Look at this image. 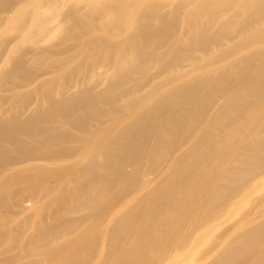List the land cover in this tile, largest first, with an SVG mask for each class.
Wrapping results in <instances>:
<instances>
[{"label":"bare ground","instance_id":"bare-ground-1","mask_svg":"<svg viewBox=\"0 0 264 264\" xmlns=\"http://www.w3.org/2000/svg\"><path fill=\"white\" fill-rule=\"evenodd\" d=\"M19 196L49 198L37 211L64 229L85 208L99 253L120 231L155 264L233 232L264 264V0H0V217ZM134 214L155 221L139 230ZM8 221L0 264L18 242ZM88 235L40 222L25 248L68 264Z\"/></svg>","mask_w":264,"mask_h":264},{"label":"rangeland","instance_id":"rangeland-1","mask_svg":"<svg viewBox=\"0 0 264 264\" xmlns=\"http://www.w3.org/2000/svg\"><path fill=\"white\" fill-rule=\"evenodd\" d=\"M104 85L105 83L99 85L97 89L103 88ZM250 156H251V153L248 152L247 157L249 159H250ZM226 175L227 173L225 174V176ZM220 183L221 185H225L227 182L222 181ZM36 184L39 185L38 182ZM49 186L53 187L54 182L51 181V183H49ZM68 188L72 189L73 191L75 190L74 191L75 195L81 196L80 195L81 193L79 191H76V188H74L73 184H70ZM88 192L89 194L91 193V195L98 194L97 191H94V189H90V191ZM223 194L225 197H228V195H230V192L223 191ZM48 199L49 198H43L41 200H38V199L29 198L26 196H19L13 199V201H17L19 203V207L13 208V216H14L12 217L13 220L8 221L9 219L7 215H2L0 217V222H2L3 219L5 218H6L5 220L9 222V224L6 223V228L8 227V229H5V231H7V233L9 232L17 233L16 236H17L18 242L16 246L18 248L13 245L14 249L9 251L4 256L5 258L8 257V258L14 259L9 264H33V263L34 264H46V262H44V258H45L44 256L42 257V255L41 256L38 255V253L36 251L34 252V250H32L31 248H28V247L25 248V242L27 238L32 233H34L36 226L40 224V222L44 223V225L56 226V229L59 231V234H61L62 232L66 234L72 228H79V229L84 230L85 233H89L87 240H86L88 248L85 250V253L84 254L72 253L70 260H69L70 263L68 264H113L114 262L111 256H113L114 253L117 256H121L122 262H125V263L131 262L132 264H142V263L147 264V261L143 262L145 257H142L141 254H135L137 255V257H130V254L132 253L130 251L131 244L134 242L141 243V237L133 238L129 240L126 243V245L123 247L124 240L122 242L119 241L120 231H116L114 232L115 236H112L111 238H108L105 241L104 250H102V252L99 253L100 249H99L98 243L103 237L102 236L103 231H105V228H102L101 223L98 221L96 222V221H93L91 219H86V218L78 221V219H81V217H85L84 214L87 213L85 208L79 207L75 213L73 214L71 213L70 215H67L65 217L66 219H71V220L76 219L75 222H73L71 225L72 228H68L67 224L65 223V229H64V227L60 225L59 221L57 220L54 221L53 219H51L53 216L50 215V213H48L47 211H41V212L37 211L38 206H41V208H44L43 205H45L44 203L47 202ZM101 200L106 201L107 198L104 197ZM22 206H25L26 210H22ZM146 209L147 208L143 209V212H146ZM3 216L5 218H3ZM151 217L152 216L150 215H143L142 217H139V216H135L134 214V216L132 217V221L129 225L130 226L132 225L139 230H142L143 228L145 229L148 228L149 230V225L147 223L155 221ZM1 218H3L2 221H1ZM5 220L2 223L7 222ZM156 222L158 224L159 221L156 220ZM233 222H234V219L231 221H228L226 225H223V228L228 225H231ZM20 223L22 224L24 223V224L22 225ZM173 223L176 225L173 228L175 233H177L178 226H181L184 224L182 221L178 223L176 215L173 219ZM99 224H100V227H99ZM167 228H169V226H165L163 229L168 230ZM153 234L157 235L158 232H153ZM233 238H234L233 232H226L224 234L217 235L215 237L213 235L212 237H209L207 239V244H209V242L212 240V244L210 245H215V246L211 248H206L203 245V243H201V245L198 247L199 249L195 252L194 250L192 252H188V249H182L183 252L180 253V251L177 250V248H173L171 250L168 248V249H165V251L161 255L158 253L157 257L158 256L160 257H158L157 262L155 264H220L225 259L235 257L236 255H239V260L238 259L236 261L226 260L227 262L225 264H248L246 259H241V256L243 255V253L238 252L232 248L231 245L233 243ZM65 239L66 238H64V240ZM11 245L12 244L10 241V237L9 239L5 237L0 238V251L6 246L9 247ZM201 247H204L208 250L205 251V254L203 253L202 255L199 256ZM66 248H68V246H66ZM109 254L111 256H109ZM153 254L155 257L156 253H153ZM153 254H151V256ZM1 257L3 256H0V258Z\"/></svg>","mask_w":264,"mask_h":264}]
</instances>
